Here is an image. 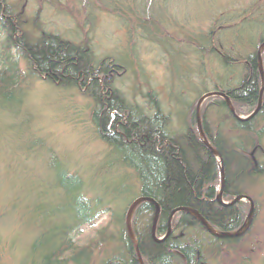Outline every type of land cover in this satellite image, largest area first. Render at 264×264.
Returning <instances> with one entry per match:
<instances>
[{"label":"rangeland","instance_id":"obj_1","mask_svg":"<svg viewBox=\"0 0 264 264\" xmlns=\"http://www.w3.org/2000/svg\"><path fill=\"white\" fill-rule=\"evenodd\" d=\"M5 1L15 10H22L24 22L33 21L26 28L32 36L43 30L75 43L87 40L95 59L105 58L118 65L116 73L102 78L114 75L113 87L130 105L152 112L148 94L155 93L162 114L170 115L168 133L182 130L183 122L187 127L191 106L195 109L202 94L217 85L224 89L236 86V80L245 72L240 67L222 68L217 52L215 55L202 49L204 53H195L194 45L187 39L205 35L210 28L215 31L225 22L224 33L232 39L238 36L249 43L264 36V0H164V5L160 0H4V5ZM151 8L158 11L166 28H152L155 39H147L138 26L151 19L147 16ZM136 10L140 12L138 16L143 14L142 20L136 21ZM220 35L215 32L214 46L220 54L229 53L233 40ZM161 38L170 40L161 46ZM251 51L250 46L243 53ZM18 63L26 75L20 86L21 99L13 110L0 101V264H26V259L33 257L29 250L41 230L38 211L52 212L61 203V190L52 170L58 162L79 175L85 199L96 202L98 209L104 211L92 224L71 234L77 248L89 247L91 264H100L103 258L117 253L121 225L114 218L125 214L128 201L138 195V181L128 167L113 161L116 155L107 157L108 145L91 116L89 87L80 90L53 86L44 78L29 74L24 62ZM218 75L227 76L228 80L220 82ZM173 90L177 95L173 96ZM174 99L178 102L174 103ZM209 105L201 104V118L207 108V117L216 124L218 116ZM236 113L241 117L248 114ZM253 124L256 130H262L260 149L254 152L260 160L264 155V119ZM220 128L231 139L239 136L231 122H221ZM250 153L251 150L249 156ZM219 184L220 171L216 186ZM245 194L255 205L252 223L242 239L223 244L211 264H222V257L228 264L230 257H250L251 264H264V176L248 181ZM241 202L243 221L249 206ZM53 218L50 220L57 221Z\"/></svg>","mask_w":264,"mask_h":264},{"label":"trees","instance_id":"obj_2","mask_svg":"<svg viewBox=\"0 0 264 264\" xmlns=\"http://www.w3.org/2000/svg\"><path fill=\"white\" fill-rule=\"evenodd\" d=\"M3 1L0 0L2 104L11 106L13 110L21 99L20 86L26 81V75L20 68L19 60L24 62L29 74L38 75L53 86L80 90L89 87L87 92L90 91L93 103L91 116L101 139L108 145L107 157L116 155L113 161H119L134 173L138 181V195L134 198L137 196L152 198L160 207L156 226L158 238L165 234L168 216L176 207H188L198 211L217 230L233 231L241 225L244 215L241 201L231 207L220 206L215 201L219 166L217 159L200 141L194 106H191L187 117V127L183 122L182 130L176 129L175 132L168 133L170 115L162 114L155 93L148 94L150 106L154 111L145 110L137 105L136 109L124 100L118 89L113 87L111 80L114 75L102 78L108 73H116L118 65L110 63L105 58L95 59L89 50L87 40L82 39L75 43L43 30L32 36L26 28L33 21L30 23L27 19L28 22H24L21 17L22 10H15L6 1L7 4L4 5ZM160 2L164 5V0ZM138 11H135L137 14L134 13L136 21L143 16V14L138 16L140 13ZM149 12L147 16H151V19L142 21L143 24L138 22V26L147 39H155L152 37L155 36L152 28L156 31L160 25L162 29L166 28L155 8H151ZM243 21L248 23L246 20ZM226 23L219 24L215 31L210 28L207 34H197L187 41L194 45L195 53H204L202 49H209L215 55L217 52L222 68L234 70L240 67L245 71L241 74L242 77L236 80V86L224 89L222 85H217L213 91L225 92L238 113H250L258 100L257 47L264 41V36L257 37L256 42L252 39L249 43L238 36L232 39L224 33L227 29ZM216 31L220 32V36L233 40L231 44L234 47H229V53L220 54L218 47L214 46ZM168 40L170 39L161 38L158 44L163 46V42ZM250 46L252 51L244 54L243 52ZM165 50L170 57L169 51ZM12 51L16 52V55ZM262 60L264 63V57ZM221 76H217L220 82L228 80L227 76L224 78ZM175 95L177 92L173 90V96ZM262 97L263 102L258 113L244 122L233 118L222 98L214 96L204 101L214 108L219 118L214 124L211 118L207 117V108L202 113L204 133L223 159L225 174L223 196L231 198L245 194L248 181L264 176V155L262 154L260 160L256 155L253 157L248 155L249 150L254 148L255 152L260 149L258 143L262 130L253 128V123L257 119H264V92ZM174 101L178 102L177 99ZM224 121L231 122L238 129L239 136L236 139L222 133L220 124ZM52 170L55 182L61 190V203L56 206L57 210L54 208L52 212L38 211L41 230L39 229V235L29 250V255L33 254V257H28L26 264H91V250L89 247L77 248L72 243L71 234L85 224H92L104 211L98 209L96 202L90 203L85 199L84 184L79 175L70 173L60 162L54 165ZM132 200L128 201V206ZM153 212V205L144 202L135 209L132 217L134 234L144 264H211L210 261L220 255L223 244L235 243L246 235L226 240L219 239L208 234L190 214L178 211L172 217L170 235L164 241L156 242L150 234ZM53 217L57 221H51ZM124 218L123 213L116 214L114 218L121 225L117 253L103 258L100 264H138L134 248L126 233ZM103 237L101 235L100 239L104 240ZM222 258L221 263L228 264ZM230 259L231 257L228 259L229 264H251L250 257Z\"/></svg>","mask_w":264,"mask_h":264},{"label":"water","instance_id":"obj_3","mask_svg":"<svg viewBox=\"0 0 264 264\" xmlns=\"http://www.w3.org/2000/svg\"><path fill=\"white\" fill-rule=\"evenodd\" d=\"M263 49H264V41L259 44L258 49H257V67H258V70L260 73L261 84H260L259 93H258L257 105L250 114H248L245 117L238 116L234 110V107L232 105L230 97L226 93H223L220 91L205 92L204 94H202L198 98L196 106H195V121H196V127H197V131L199 134L200 141L211 152V154L217 159V163L219 165L220 184L218 186L219 190L215 196V201L221 206H227L228 204L230 205V204L236 203V202L241 201V200L247 201L249 207H248V212H247L245 219L243 220V222L241 223V225L237 229H235L233 231H221V230H217L213 226H211L209 224V222L203 216H201V214L198 211L191 209V208H188V207H176L170 212V214L168 216L167 229H166L165 234L163 236H161L160 238H158L156 236V226H157V222H158V218H159V214H160V207H159L158 203L155 200H153L152 198H149L146 196H137L136 198H134L131 201V203L129 204V206L125 212L124 224H125L127 236H128V238H129V240H130V242L134 248L138 264H144V263H143V259L141 257L140 251H139L138 241H137L136 236L134 234V230H133V226H132V217H133L135 209L141 203H144V202L151 203L154 207V212H153L152 222H151V228H150V234H151L152 239L156 242H162L170 235V233L172 231L171 220H172L173 215L178 211H184V212L190 214L198 223H200L202 225V227L210 235L215 236V237H219V238H234L235 237V238H237V237L242 236L243 234H245L248 231V229L252 223V219H253V215H254V201L252 200V198L250 196H248L246 194H238V195L234 196V198L232 199V201L230 203L227 204V203L222 202V195H223L224 184H225L223 159H222V156L219 153V151L210 144L209 140L207 139V137L204 133L203 126H202V118L200 115V106L206 99H208L210 97L217 96V97H221L224 99L226 106L228 107L229 111L231 112V114L233 115V117L235 119H237L241 122H244V121L251 119L253 116H255L261 108L262 96H263V92H264V63H263V60L261 57V53H262Z\"/></svg>","mask_w":264,"mask_h":264},{"label":"bare ground","instance_id":"obj_4","mask_svg":"<svg viewBox=\"0 0 264 264\" xmlns=\"http://www.w3.org/2000/svg\"><path fill=\"white\" fill-rule=\"evenodd\" d=\"M263 42V41H262ZM262 57V56H261ZM257 72H258V76H259V85L261 84V79H260V73H259V70H258V67H257ZM259 88H260V86H259ZM221 92V91H220ZM259 92V91H258ZM223 93H225V92H223ZM221 98V97H220ZM223 99V98H222ZM224 100V99H223ZM231 100V99H230ZM232 102V101H231ZM233 105V104H232ZM227 107V106H226ZM234 107V106H233ZM228 108V107H227ZM229 110V109H228ZM234 110H235V108H234ZM236 112V111H235ZM231 113V112H230ZM251 113V112H250ZM250 113H248V114H250ZM237 114V113H236ZM248 114H246V116L248 115ZM238 115V114H237ZM233 116V115H232ZM239 116V115H238ZM241 117V116H240ZM245 117V116H244ZM234 118V117H233ZM237 120V119H236ZM237 121H239V120H237ZM218 164V163H217ZM219 166V165H218ZM219 187H217L216 188V193L218 192V189ZM223 196V195H222ZM234 198V197H233ZM243 201H245V200H243ZM247 204H248V202L247 201H245ZM221 206V205H220ZM254 212H255V205H254ZM202 216V215H201ZM254 216V215H253ZM253 220V219H252ZM202 226V225H201ZM206 231V230H205ZM207 232V231H206ZM208 233V232H207ZM247 233V232H246ZM245 233V234H246ZM209 234V233H208ZM245 234H243V235H245ZM242 235V236H243ZM241 237V236H240ZM217 238H219V237H217ZM235 238V237H234ZM237 238H239V237H237ZM219 239H222V240H226V239H232V238H219ZM248 258V257H247ZM221 259V258H220Z\"/></svg>","mask_w":264,"mask_h":264},{"label":"flooded vegetation","instance_id":"obj_5","mask_svg":"<svg viewBox=\"0 0 264 264\" xmlns=\"http://www.w3.org/2000/svg\"><path fill=\"white\" fill-rule=\"evenodd\" d=\"M150 143H152V140H150L149 141ZM250 156L251 157H253L254 156V148L251 150V153H250ZM232 199H233V197H226V196H222V202H224V203H230L231 201H232ZM235 203H233V204H228L226 207H231V206H233Z\"/></svg>","mask_w":264,"mask_h":264}]
</instances>
